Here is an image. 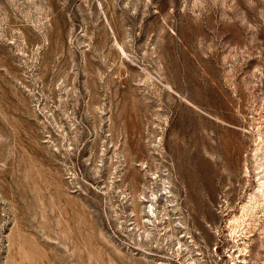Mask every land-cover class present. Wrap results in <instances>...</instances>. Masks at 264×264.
I'll return each instance as SVG.
<instances>
[{"label":"rangeland","instance_id":"obj_1","mask_svg":"<svg viewBox=\"0 0 264 264\" xmlns=\"http://www.w3.org/2000/svg\"><path fill=\"white\" fill-rule=\"evenodd\" d=\"M263 134L264 0H0V264H264Z\"/></svg>","mask_w":264,"mask_h":264},{"label":"bare ground","instance_id":"obj_2","mask_svg":"<svg viewBox=\"0 0 264 264\" xmlns=\"http://www.w3.org/2000/svg\"><path fill=\"white\" fill-rule=\"evenodd\" d=\"M122 50V49H121ZM172 92L173 93V89L171 87H169V90H168V93ZM168 96H171V95H168ZM191 110L190 108H188L187 106L184 107V106H181V109H180V119L177 121V127L180 129L181 132L184 131L185 133V130L186 131H189L190 128H193L194 129V126H195V122H193L190 114H191ZM194 118V117H193ZM189 133V132H188ZM264 135V134H263ZM182 137V142H175L173 147L171 148V154L172 156L175 158V159H183V161L185 160V158H187V154H185V151H186V148H188V146H191L193 144V140L191 139V136L190 135H180ZM184 136V137H183ZM188 136V138H186ZM262 136V135H261ZM260 136V137H261ZM193 138V137H192ZM187 146V147H186ZM262 151V150H261ZM187 153V151H186ZM259 154V153H258ZM263 154H264V150H263ZM189 155V154H188ZM257 155V154H256ZM260 158V157H259ZM258 159V158H257ZM132 160V159H131ZM260 160V162L257 161V167L255 168L256 172L254 174V181H255V184H256V189L254 191V193L252 194L253 196V199H255L256 197H259L263 200V205L262 207L264 208V156H262L261 159H258ZM182 161V162H183ZM184 163V162H183ZM178 164V162H177ZM256 165V164H255ZM176 166V165H175ZM178 169V173L180 175L179 178H181V180L183 181V174L185 175L187 172L184 168V165L182 166H179L177 167ZM185 179V178H184ZM180 180V181H181ZM187 181V180H186ZM132 182L133 183H137V178L136 176L134 175L132 177ZM183 183V182H182ZM167 190V189H166ZM167 192V191H166ZM170 193V192H169ZM153 195V194H152ZM166 195V194H165ZM168 196V195H167ZM170 196V195H169ZM168 196V197H169ZM167 197V198H168ZM166 198V199H167ZM148 212V211H147ZM152 214V210L150 212H148V214ZM200 213V212H198ZM153 215V214H152ZM154 216V215H153ZM237 232L235 231L234 233H232V239L237 243V239H236V235ZM234 242V243H235ZM180 243V242H179ZM239 246V245H238Z\"/></svg>","mask_w":264,"mask_h":264},{"label":"flooded vegetation","instance_id":"obj_3","mask_svg":"<svg viewBox=\"0 0 264 264\" xmlns=\"http://www.w3.org/2000/svg\"><path fill=\"white\" fill-rule=\"evenodd\" d=\"M195 129H197L196 126H194V130H195ZM191 130H193V128H192ZM190 132H191V131H190ZM191 139L193 140V144H192L191 146H196V145H198V144L200 143L199 140L195 139L194 137L192 138V136H191ZM202 142H203V140H202ZM191 146H188V150H187V158H186L187 163H188L187 166H188V170H189L188 175L190 174L189 166H190L192 163H197V161H196V157H197V156H196V155H191L190 152H189ZM188 154H189V155H188ZM199 166H200V163H199ZM205 167H207V165H205ZM203 210H204V209H203ZM203 212H206V211L204 210V211H202L201 213H203ZM197 214H200V213H197ZM231 241H232V243L235 242L233 239H231ZM238 241H239V239L237 240V243L235 242V246H236L237 248H239V246H238V245H239V244H238ZM239 252H241L240 249H239ZM231 261L234 262L233 264H236V262H238L237 259H233V260H231Z\"/></svg>","mask_w":264,"mask_h":264}]
</instances>
